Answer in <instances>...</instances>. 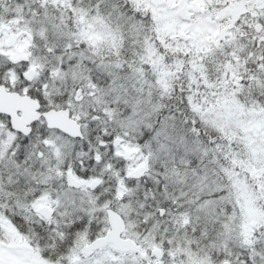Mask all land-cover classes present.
I'll return each instance as SVG.
<instances>
[{
	"label": "snow or ice",
	"instance_id": "obj_1",
	"mask_svg": "<svg viewBox=\"0 0 264 264\" xmlns=\"http://www.w3.org/2000/svg\"><path fill=\"white\" fill-rule=\"evenodd\" d=\"M0 264H264V0H0Z\"/></svg>",
	"mask_w": 264,
	"mask_h": 264
}]
</instances>
